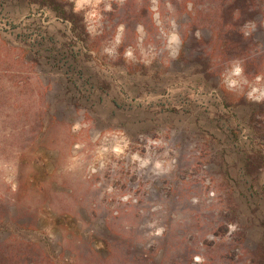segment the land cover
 Segmentation results:
<instances>
[{"label": "rangeland", "instance_id": "rangeland-1", "mask_svg": "<svg viewBox=\"0 0 264 264\" xmlns=\"http://www.w3.org/2000/svg\"><path fill=\"white\" fill-rule=\"evenodd\" d=\"M162 128L178 164L122 207L95 171L115 141L95 134ZM143 223L167 226L149 248ZM29 246L51 264H264V0H0V247Z\"/></svg>", "mask_w": 264, "mask_h": 264}, {"label": "built area", "instance_id": "built-area-1", "mask_svg": "<svg viewBox=\"0 0 264 264\" xmlns=\"http://www.w3.org/2000/svg\"><path fill=\"white\" fill-rule=\"evenodd\" d=\"M173 133V130L169 131L162 128L155 135L150 136L140 134L131 137L124 131H118L115 135L100 132L95 134L96 139H101L104 142L115 141L110 149L102 150L103 154L107 155L109 153L110 156L107 157V160H102L95 171L104 174L110 168L113 185L108 190L117 195V203L122 207L127 205L139 206L141 200L146 198L143 195V183L141 182V177L145 173L155 175L161 170L163 175H167L178 164L179 156L174 147L172 136H168ZM191 149L193 160H200L202 150L198 145H192ZM200 165L203 169L209 170L208 164L200 161ZM204 180L207 184L210 183L209 176H205ZM212 196H214V192H208V197L212 198ZM119 212V209L114 210L115 215H118ZM141 212L144 213V209ZM145 224L143 223L142 228L151 229L150 233L146 235L147 242L144 243L145 248H149L153 245L154 239L163 236L167 231V226L148 224L145 227ZM235 229V225H229V230L226 233L229 240L232 238ZM206 240L215 242L219 238L213 234H208ZM201 245H203V242ZM201 260L202 258L199 255L194 259L197 263Z\"/></svg>", "mask_w": 264, "mask_h": 264}, {"label": "trees", "instance_id": "trees-1", "mask_svg": "<svg viewBox=\"0 0 264 264\" xmlns=\"http://www.w3.org/2000/svg\"><path fill=\"white\" fill-rule=\"evenodd\" d=\"M41 260L39 253L33 247L29 246L21 253L10 251L6 247H0V264H51Z\"/></svg>", "mask_w": 264, "mask_h": 264}, {"label": "clouds", "instance_id": "clouds-1", "mask_svg": "<svg viewBox=\"0 0 264 264\" xmlns=\"http://www.w3.org/2000/svg\"><path fill=\"white\" fill-rule=\"evenodd\" d=\"M174 39H175V37H174ZM236 71H237V72H239V71H240V69H239V68H237V69H236Z\"/></svg>", "mask_w": 264, "mask_h": 264}]
</instances>
